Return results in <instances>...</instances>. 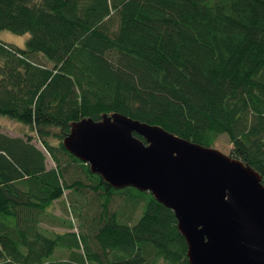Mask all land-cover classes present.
Instances as JSON below:
<instances>
[{"label": "trees", "instance_id": "16d2710c", "mask_svg": "<svg viewBox=\"0 0 264 264\" xmlns=\"http://www.w3.org/2000/svg\"><path fill=\"white\" fill-rule=\"evenodd\" d=\"M2 29L29 35L0 37V264H190L171 208L64 147L84 116L226 133L264 184V0H0ZM65 190L77 231L43 223Z\"/></svg>", "mask_w": 264, "mask_h": 264}, {"label": "water", "instance_id": "95a60500", "mask_svg": "<svg viewBox=\"0 0 264 264\" xmlns=\"http://www.w3.org/2000/svg\"><path fill=\"white\" fill-rule=\"evenodd\" d=\"M62 144L171 208L190 264H264V184L242 159L118 111L70 121Z\"/></svg>", "mask_w": 264, "mask_h": 264}, {"label": "rangeland", "instance_id": "374dc122", "mask_svg": "<svg viewBox=\"0 0 264 264\" xmlns=\"http://www.w3.org/2000/svg\"><path fill=\"white\" fill-rule=\"evenodd\" d=\"M29 35L28 32L24 33H14L7 29L0 30V37L16 43L18 45H24L25 39ZM20 122L14 118H11L7 115L0 116V127L3 131H6L11 134H17L22 129V125ZM32 141L38 145L41 146L40 143L36 139H32ZM212 146L220 149L221 151L228 153L229 149L231 147V142L228 139V136L226 133H221L217 136L216 140L212 143ZM48 162L51 164V159L47 157ZM68 190H65L64 195L53 201L52 205L49 207L51 213L54 215L52 218L43 219V223L46 224L48 227H51L52 229L62 231L67 227V223H71L72 229L75 231L78 230V218L75 216L74 212L72 211L71 207L67 204L69 199V193H67ZM140 212V211H139ZM139 214V213H138ZM65 250V249H64ZM61 248L56 249V251L53 254V257H65L67 255V251H64Z\"/></svg>", "mask_w": 264, "mask_h": 264}]
</instances>
